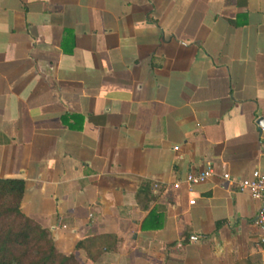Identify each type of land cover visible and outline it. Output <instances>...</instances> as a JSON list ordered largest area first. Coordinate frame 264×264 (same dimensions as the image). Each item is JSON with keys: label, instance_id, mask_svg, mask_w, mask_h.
Wrapping results in <instances>:
<instances>
[{"label": "crops", "instance_id": "obj_1", "mask_svg": "<svg viewBox=\"0 0 264 264\" xmlns=\"http://www.w3.org/2000/svg\"><path fill=\"white\" fill-rule=\"evenodd\" d=\"M261 120L264 0H0V179L80 264H264Z\"/></svg>", "mask_w": 264, "mask_h": 264}, {"label": "trees", "instance_id": "obj_2", "mask_svg": "<svg viewBox=\"0 0 264 264\" xmlns=\"http://www.w3.org/2000/svg\"><path fill=\"white\" fill-rule=\"evenodd\" d=\"M23 188L21 181L0 179V264H80L81 250L90 261L113 250L112 237L97 236L81 239L71 255L61 254L50 232L21 213Z\"/></svg>", "mask_w": 264, "mask_h": 264}, {"label": "built area", "instance_id": "obj_3", "mask_svg": "<svg viewBox=\"0 0 264 264\" xmlns=\"http://www.w3.org/2000/svg\"><path fill=\"white\" fill-rule=\"evenodd\" d=\"M264 145V139H263ZM214 176V171L212 168L208 167L206 170L200 171L198 173L189 174L184 179L183 183L187 188L194 187L197 184H200L207 179ZM222 181L229 184L234 190L238 192H245L250 197L261 203V207L258 212V216L255 219V226L259 230L261 234L264 235V175L255 172L252 174L250 179H231L229 175H223L221 178ZM179 184H174L172 186L173 190H177ZM193 205V202L190 203ZM198 241V237H191L190 242L196 243Z\"/></svg>", "mask_w": 264, "mask_h": 264}, {"label": "water", "instance_id": "obj_4", "mask_svg": "<svg viewBox=\"0 0 264 264\" xmlns=\"http://www.w3.org/2000/svg\"><path fill=\"white\" fill-rule=\"evenodd\" d=\"M258 125L261 126V127H264V122L261 120V121H259Z\"/></svg>", "mask_w": 264, "mask_h": 264}]
</instances>
